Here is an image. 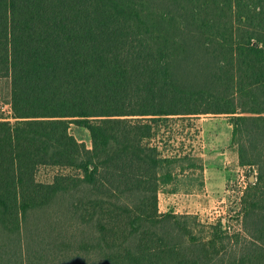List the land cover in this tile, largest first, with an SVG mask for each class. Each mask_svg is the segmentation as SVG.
<instances>
[{
  "label": "trees",
  "instance_id": "16d2710c",
  "mask_svg": "<svg viewBox=\"0 0 264 264\" xmlns=\"http://www.w3.org/2000/svg\"><path fill=\"white\" fill-rule=\"evenodd\" d=\"M3 78L1 231L21 242L31 212L88 189L72 211L94 236L75 264H264V0H0ZM200 114L249 137L233 142L241 166L259 165L242 230L160 211L176 160L154 142L163 122Z\"/></svg>",
  "mask_w": 264,
  "mask_h": 264
},
{
  "label": "rangeland",
  "instance_id": "374dc122",
  "mask_svg": "<svg viewBox=\"0 0 264 264\" xmlns=\"http://www.w3.org/2000/svg\"><path fill=\"white\" fill-rule=\"evenodd\" d=\"M0 95L3 104V116L11 117V80L0 81ZM210 118H218L211 119ZM224 118V119H222ZM232 118L226 114H200L195 117H173L163 122L159 136L155 142L165 154L171 155L176 162L170 168L173 181L161 187L159 208L161 212L197 215L202 223L209 224L223 218L232 226V230H242L240 214V198L252 176L258 173L259 165L241 166L230 162L228 165L231 180L224 189L205 188L203 143H207L206 165L211 173L222 168L227 155L224 143L232 131ZM11 119V118H10ZM207 120V121H206ZM206 121V122H205ZM204 137L200 133L202 123ZM233 126V125H232ZM71 133L91 148L92 141L89 131L75 124ZM250 145L249 137L233 136L230 150L238 155L239 145L235 142ZM242 139V140H241ZM259 149L264 142L259 140ZM258 142V143H259ZM38 179L50 182L57 173L51 167H41ZM252 182V181H251ZM88 189L80 192H67L58 196L49 206L33 211L23 222L21 242L15 236L0 230V264H75L79 257V241H87L94 236L91 223L84 222L74 214L73 205L79 195L88 193ZM75 253V254H73ZM86 260L91 257L81 256ZM90 262V261H89ZM90 264V263H88Z\"/></svg>",
  "mask_w": 264,
  "mask_h": 264
},
{
  "label": "crops",
  "instance_id": "0c3cea01",
  "mask_svg": "<svg viewBox=\"0 0 264 264\" xmlns=\"http://www.w3.org/2000/svg\"><path fill=\"white\" fill-rule=\"evenodd\" d=\"M211 119H218V118H210ZM224 119V118H222ZM207 121V120H206ZM205 121V122H206ZM202 123L201 128H200V133L201 135L204 137V132H203V125L204 123ZM230 127L233 131V126L230 123ZM232 131L230 132V134L228 135V139L227 141L224 143V153L227 155L226 160L223 162L222 164V168L217 169L216 171H214L213 173H211V168L207 167L206 165V158H207V154H206V150L208 148L207 143H203V146L205 150V154H204V178H205V188L207 189V191L209 192L210 187L213 188H219L220 190L224 189L225 184L227 185L231 180L230 176H229V170L236 172L235 170L229 169L228 165L230 162L238 163V155L230 150V145H231V141H232Z\"/></svg>",
  "mask_w": 264,
  "mask_h": 264
},
{
  "label": "water",
  "instance_id": "95a60500",
  "mask_svg": "<svg viewBox=\"0 0 264 264\" xmlns=\"http://www.w3.org/2000/svg\"><path fill=\"white\" fill-rule=\"evenodd\" d=\"M251 181H254V176H252Z\"/></svg>",
  "mask_w": 264,
  "mask_h": 264
}]
</instances>
